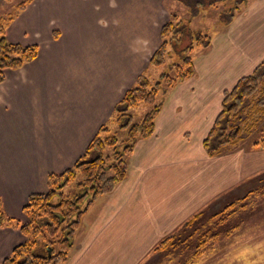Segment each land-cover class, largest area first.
<instances>
[{"label":"crops","instance_id":"0c3cea01","mask_svg":"<svg viewBox=\"0 0 264 264\" xmlns=\"http://www.w3.org/2000/svg\"><path fill=\"white\" fill-rule=\"evenodd\" d=\"M180 3L32 0L8 25L9 41L38 51L22 67L4 69L0 81V200L7 216L23 222L28 197L45 193L47 175L72 166L137 76H149L161 27ZM215 5L197 3L211 11ZM235 7L223 12L228 17H211V41L193 52V75L166 92L153 134L135 142L125 179L92 203L59 264L149 262L153 246L186 218L245 192L254 177L264 180V149L244 145L211 157L203 148L224 91L264 58V0ZM23 239L19 229L0 228V264Z\"/></svg>","mask_w":264,"mask_h":264},{"label":"trees","instance_id":"16d2710c","mask_svg":"<svg viewBox=\"0 0 264 264\" xmlns=\"http://www.w3.org/2000/svg\"><path fill=\"white\" fill-rule=\"evenodd\" d=\"M30 1L23 0L13 12L0 16V81L4 79V69L20 68L37 55V45L11 42L6 36L8 25ZM186 29L176 14L170 15L161 27L160 45L152 54L149 66L163 64L170 55V47L180 46L186 33L190 42L179 48V61L171 63L170 72L162 73L154 82L144 73L137 78L83 155L61 173H49L45 193H33L28 197L22 210L28 218L26 223L20 224L7 216L0 200V228H20L25 236L24 242L15 246L1 264H59L67 260L81 217L99 196L111 193L125 179L127 159L133 146L138 139L153 134L164 95L193 75L192 52L210 44L209 34H190ZM143 106L148 109L137 119L134 112ZM244 145L264 149V58L250 74L240 77L231 89L224 91L221 111L203 139V148L211 157ZM257 182L260 188H247L240 199L224 203L220 210L204 218L201 211L194 213L161 238L152 252H170L188 242L193 243L194 250L187 264L199 260L207 246L223 232L217 228L236 211L253 209L255 199L264 195L261 177H254L248 184L253 186ZM237 227L233 225L225 230L226 236Z\"/></svg>","mask_w":264,"mask_h":264},{"label":"rangeland","instance_id":"374dc122","mask_svg":"<svg viewBox=\"0 0 264 264\" xmlns=\"http://www.w3.org/2000/svg\"><path fill=\"white\" fill-rule=\"evenodd\" d=\"M21 1L23 0H0V16L1 15L6 16L9 13L13 12L15 6ZM182 1H183L182 4L181 3L178 4L182 8L179 9L177 8V10L175 11L176 13L175 12L171 13L172 11L170 10V13L176 14L179 17L182 24L186 26L187 28L186 30H188L190 34L191 32L210 34L212 31L211 17L214 15L216 18L217 17L225 18L228 17V15L224 14L223 12L236 13L235 1H239V0H224V1L215 0L216 10H212L215 12H212L210 9L197 6V3H201V5H203L206 0H182ZM198 13H200L198 17H193V15L195 14L197 15ZM208 15H210V18L208 17ZM186 30L185 32H187ZM189 42H190V36H188L185 33L181 45L179 44L180 46L178 47L176 46V48L173 49L172 47H170V53H169L170 55L166 58V61L163 64L153 65L150 67L148 71V74L149 72L150 74L148 77L152 82L158 80L162 73L170 72V64L178 62L180 59V56H178L177 53L179 52L178 51L179 48L181 46L187 45ZM148 65H149V61H148ZM141 74L142 73H140L137 76V78ZM137 78L135 79V81L137 80ZM158 97H160V94L158 95ZM147 109L148 107L146 106L137 109L134 112V114L136 113L135 114L136 118L137 119L141 118L143 113ZM250 187H252L253 189L259 187V182H257L255 185L253 184V186L252 184L247 186V188ZM246 192L247 191L245 190V192L242 191L239 194L237 193L232 194L231 197L233 198L227 201V203L229 202L231 203L233 201L240 199V197H242ZM220 201L222 200L219 199L218 201H215L214 203L210 204L208 207H203V209L198 210L197 212L201 211L203 213L202 217L204 218L222 208L223 202ZM254 203L255 204L253 209L250 208L246 210H238L236 211V213L232 214V216H230L229 219L223 225L219 226L217 228V231L220 232L223 231V232L219 234L218 238L215 241H213L207 246V249L203 252L202 257L191 264H264V195L258 196L255 199ZM82 218L83 216L81 217L80 225L82 222ZM188 218H186L185 220H187ZM27 219H28L27 216L24 214L23 222H20V220L18 219L16 220H18L20 224H24L27 222ZM233 225H237L238 226L237 229L233 231L231 234L226 236L225 230H229V228H231ZM16 229L20 230V228H16ZM24 240H25V236L22 242H24ZM193 246H194L193 243L184 242V244L179 246V248L175 250H171L170 251L172 252L171 254L170 252H162V253L152 252L153 255L155 254V257L151 261L147 262L148 260H146L141 264H187L193 253L194 250Z\"/></svg>","mask_w":264,"mask_h":264},{"label":"water","instance_id":"95a60500","mask_svg":"<svg viewBox=\"0 0 264 264\" xmlns=\"http://www.w3.org/2000/svg\"><path fill=\"white\" fill-rule=\"evenodd\" d=\"M48 252H49V254L51 253V252H50V249H48Z\"/></svg>","mask_w":264,"mask_h":264}]
</instances>
